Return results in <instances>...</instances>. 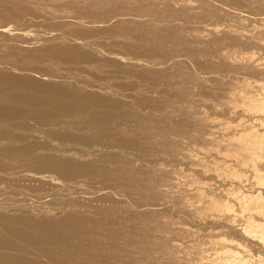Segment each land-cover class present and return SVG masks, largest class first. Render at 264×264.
Listing matches in <instances>:
<instances>
[{
    "label": "bare ground",
    "instance_id": "obj_1",
    "mask_svg": "<svg viewBox=\"0 0 264 264\" xmlns=\"http://www.w3.org/2000/svg\"><path fill=\"white\" fill-rule=\"evenodd\" d=\"M233 1L235 0H227V2L229 3ZM243 1L245 2V0ZM257 1L258 0H248L246 3L249 4L250 2V3L256 4L260 0L258 2ZM261 1H264V0H261ZM3 2L6 3V1L4 0ZM99 3H100L99 0H93L87 4L94 5L95 7V5L98 6ZM107 5L105 4V6ZM241 5L243 6V4ZM262 6H259L258 8L257 7L256 8L257 10L262 11V14H264L263 12L264 8H262ZM13 7L20 10V11H17L18 13L21 12V10L23 9L21 5L20 6L14 5L12 6V8ZM85 9L83 8L82 12ZM106 10L108 9H104V11ZM24 12L26 11L24 10ZM86 13H90V12L88 11ZM105 13L107 14V11ZM87 15H90V14H87ZM100 16L102 17V15ZM81 20L83 21L85 19L83 18ZM143 20L147 21L148 19H143ZM141 21H138V23H140ZM145 21H142V22L145 23ZM149 21H151V23L149 22L150 24H152V22L154 23V20L153 21L149 20ZM135 22L137 21L135 20ZM85 23L86 22H84V24ZM75 24L79 25L78 23H75ZM87 24H90V23H87ZM102 24H104V22ZM135 24L137 25V23ZM153 25H157V24H153ZM139 26L137 25V27ZM145 26H148V25H145ZM219 27L220 26L210 25V27L208 28L205 27V28H207L206 31H208L209 33H214V32L219 31L221 34L222 30ZM117 31H118V28H117ZM39 32L38 30L36 31V33L35 31L33 32L32 30H29V31H25L23 29L13 30V29L7 28V26L0 25V54L12 56L13 58L15 57L27 58V59H31L34 61H42V60L48 59V60H57V61L64 60L67 62H72V61L75 62L74 60H77V59L90 60V58L92 59V56H94V55L91 56L90 54L86 52H82L81 49L73 47L74 45H72L71 43H69L71 46H68L67 43L66 45H64L61 42H60L61 44L45 45L46 42L43 43L44 42L43 40L45 39L41 40L42 38L40 37V34H38ZM196 32L198 33L199 31L196 30ZM147 34H149L147 36L148 37L147 39L149 42L147 43L148 44L150 43V48L151 49H161L162 47L158 45L161 39V34L158 33L156 30L149 31ZM45 35H47V33ZM180 35L177 34V36L175 37H179ZM167 36H170V35H167ZM221 38L224 39V41H226L227 44L232 45L236 48H233L234 50L232 49L233 50L232 53H228V52L226 53V50L224 53L222 51L224 49L221 50L223 52L221 53L223 56L220 59L222 60L221 65H220L222 69H221V72L219 71L220 69L218 70V72H220L219 76L217 77L199 76L196 78L197 82L195 81L194 85L190 84L191 86L186 85L188 82H186V80L184 79L185 74H184V77L182 78L184 79V81L181 80V82L183 81V85L181 84L175 85L174 83L176 82H171L173 79L177 77L173 78L171 81L165 80L166 78H168L166 76L170 75L169 77L171 78V76L175 74V71L177 69L176 67H179V66H176L175 63L174 65L173 64L171 65L168 62L171 66L166 67L164 66V62L159 61V59L158 60L155 59L156 60L155 61L154 60L155 57L153 59L151 58L152 61H149V60L145 61L142 58L140 59V58L131 57V64L133 63L134 65L133 64L132 65L135 67L131 69V72L137 75V77L139 78L138 81L140 83L145 82V85L142 84L143 87L141 89L136 90L135 86H137L138 88L141 86L137 85L138 81L137 82L131 81V89L134 90L133 92H131V106L125 103L118 104L114 101L109 100L106 96L97 94L98 92L100 93V92L106 91V87L105 85H103L104 82L103 83L101 82L102 84L100 82L97 83L95 79H94L95 81H93V79L91 80V77H89L88 75H87L88 77L85 76L84 78H78V79H81V81L79 82L75 80L71 81L72 76H69V75L63 76L62 74H59V75H57L56 73L55 75L51 74V72L53 70L55 71V69L51 68L50 62L47 66H45V72L35 71V75H27L26 73H21V71L28 69V68L22 67L16 63L11 64V69H7V68L5 69L4 67H0V162H5V161L10 162L11 160L20 162V160L22 161L24 160V164H27L29 166L36 168L37 171H34V173L35 172L41 173V172H38L39 170H55L56 174L58 173V176H56V174L53 175V173H51L52 175L48 173L47 174L42 173V174H39L38 178L41 184L49 183V184L57 185L63 182L61 178H67V177L70 178V176L80 177V176H83L84 173H89V172L99 173L101 172L100 167H102L103 165H107V167L110 168L109 165L114 163L118 159V157L125 159L124 158L125 156L123 155V153L120 152V154H116V153L113 154L114 152L112 150H110L112 151V153L110 154L108 153V155H106L102 159V162H100L101 164L100 163L98 164L93 161H90V162H84V160L80 161V159H77L75 157L77 159L76 160L73 158L74 156L72 157V155L70 156V155H66L62 153L59 155H56L53 152V147H57V145L59 144L58 143L59 141L57 142V140L72 141L77 144L85 143L88 145L91 140H97L99 142L101 140L103 141V139L106 140L108 138L109 139L113 138L115 143L118 145L117 147L119 148H121V146L122 147L124 146V148L126 147L140 148L144 143H146V144H149L155 147L156 153L162 152L163 154L165 153H169V155L174 154L176 158H177L176 154H179L178 150H180V148H184L183 151L186 149L187 152L185 153L183 152V155L187 158V162L191 164V167L193 169L192 170L193 172L189 174L193 177V178L190 177L192 179L190 181L193 185L195 184V189L194 191H191V194H190L191 198L189 196L188 198L186 195H184V196L178 197L177 202L182 209L185 210V207L189 206L188 208H191V210H193L191 211L192 213L194 214L196 213L199 215V217L202 218L203 224L205 226L204 229L207 230L206 232L207 238H208L207 241L209 244H207L202 249V251H200L199 256L197 255L196 257L195 255V258H193L192 254H190L192 258H189L188 256V258L184 260H179L177 257H175L176 255H174L176 252H173L174 254H169V255H167L168 253L164 254V255H167V257L164 256L165 258L163 260L156 261L154 258L151 257V254L156 249L152 245V243H150L153 241L151 240L149 242L147 240L149 244L146 245V244H143L144 243L143 242L144 240H143L142 243H140V244H143V246H141V248H138V252H137L140 254V256H138L137 258L134 257V259L131 261V264H264V19H261L260 22L253 23V26L251 27V29H248V30H245L244 26L243 27L238 26L234 28L228 27V29L223 31V35L221 36ZM164 40H165V37H164ZM41 42L44 45H40L42 44ZM198 42L199 41H197V43ZM201 42L202 44L204 43L203 41ZM76 43L84 44V45L88 44L83 39L82 40L78 39V42ZM217 44L219 45V43L216 42V45ZM85 49L86 48H84V50ZM186 49L188 50V48ZM198 49H201V48L199 47ZM107 54H110L109 56L107 55L108 57L107 59L111 63L114 61H118V63L126 62L124 60L125 56H122L121 54L119 55V53L115 54V52L112 53L110 51V53L108 52ZM163 54L166 55V53H163ZM206 54L204 53V55ZM199 56L202 57L201 55ZM212 58L214 59V56H212ZM186 59L190 61V59H188L187 57ZM4 60L6 61V59ZM202 60H203L202 58L199 59V61L201 62ZM57 61H54V62H57ZM169 61H171L172 63L173 60L170 59ZM0 64L1 66H3L2 61H0ZM214 64L216 65V63ZM128 66L130 67V65ZM178 71L180 72V70ZM196 73L199 74V72H196ZM177 74H181V73H177ZM188 77L187 79H189ZM73 82L75 83L74 86L76 87V90L78 88L77 86L80 84L83 87L95 86L96 88L95 87L93 88H95L97 91L95 93L94 90H93L94 92H89V89H88V92L83 91V90L79 91V89L78 91L72 90L73 88L71 89L68 87L70 83H73ZM184 82H186V84H184ZM66 83L69 84V85L67 84L68 87L64 85ZM191 83L193 82L191 81ZM85 89L87 90V88ZM121 102L122 101H120V103ZM24 116H29L30 118L36 117V118L43 119L45 121L46 119H49L52 117L56 118V116H64V119H60V120L55 119V121L53 122L47 121L45 125H48V126L46 128L44 127L43 130L41 129L39 130L36 127L37 129L35 130L25 129V131L18 132L17 130L22 128V126L24 125L26 126L27 122L25 123V118L23 120ZM123 120H126V122L131 121V127H130L131 136L129 135L126 136L127 133L124 130H119L118 128L113 126ZM35 124H38V122ZM78 124H81V125L79 126ZM38 126H40V123ZM106 126L107 127L109 126V127L105 128ZM31 128L33 127L31 126ZM122 128L127 129L128 127L127 126L121 127V129ZM34 134L39 135V136L41 135V137L49 138L48 140H50V143L47 144V142L46 143L41 142L40 140L34 137L35 136ZM184 143L186 144L184 145ZM144 145L143 147H145ZM38 148L40 149L39 152H37ZM172 157L174 156L172 155ZM185 157H183L184 159H182V161L185 160ZM99 160H101V158L98 159V161ZM146 160H149V159L146 158ZM132 162L136 163L135 161H132ZM125 164L126 163H124L125 167H129V166H126ZM139 165L140 164L137 165V169ZM159 165L163 166L162 163H160ZM20 166H17V167L19 168ZM142 167L141 169H139V171L142 169L145 170V168H142ZM147 167L149 168V165ZM152 167L154 166H151L149 169L148 168L147 169L150 171H153L151 170ZM10 168H11V165H10ZM25 168L23 169H20V168L19 169L17 168L7 169L6 168L7 170L3 171L2 173L7 175L6 173H9V172L15 173L16 171L18 172L20 170H24ZM103 168H106V167H103ZM131 168L132 167H130V169ZM163 168L165 167L163 166ZM174 169L176 171L177 168L174 167ZM26 170L27 169H25V171ZM121 170L123 171V169ZM167 170L168 168L166 169V171ZM170 170L172 171V169ZM187 170L189 171V169ZM141 172L142 171H140L139 173ZM145 172L147 174L149 173L147 170H145ZM155 172L157 171L155 170ZM142 173L145 174L144 172ZM178 173H180V171ZM30 174H33V172H31ZM120 174L121 173H119V175ZM24 176L25 175H21L20 177L24 178ZM30 176H34V175H30ZM130 176L134 179L135 174L131 173ZM168 176H170V174H168ZM3 177L5 181V178L7 179V176L6 177L3 176ZM17 177L15 176V178ZM25 177L27 178V175ZM131 177L127 175V178H131ZM175 177L174 179H176ZM141 178H142V175H141ZM147 178L145 179L142 178L144 182L142 181L141 182L144 184L143 186L144 188L142 190L140 189L141 190L140 196L142 200L145 199V201L146 199H150V197L152 198L156 197L157 192L156 190H155L156 193L154 192V188L157 189L158 187L157 185H156L157 187L153 186V180L151 179L152 178L151 176L149 179ZM165 178L167 179L168 177H165ZM170 178L169 180H171ZM155 179H156V176H155ZM166 179H165V183H166ZM178 179H176L175 181H177ZM134 180H136V178ZM7 181H9V178ZM162 181L164 182V180ZM158 183L161 184L162 182L160 183L159 181ZM168 183L169 185L172 184V182L170 184V181ZM177 184H181V183L179 182ZM80 185H78V183H74L73 187L80 188L81 187ZM120 185L124 186V184H120ZM1 186L2 185L0 184V188ZM185 186H188V185H185ZM130 189L134 191L135 188L133 184L131 185ZM135 192H138V191H135ZM165 194H166V191H165ZM184 194H186V192ZM134 198H135V195H134ZM192 198H194V200H192ZM163 200L166 201V199H163ZM2 203H3V200H2ZM139 203H141V201ZM167 205L163 203L162 201L161 203H154V202L146 203L145 202V204H138L135 206L137 211L136 209H134L135 207L134 208L132 207V208L136 211L134 212L136 217L139 218L142 222H145L146 220H154L157 216H159L160 212L163 213L164 215L165 214L167 215V213L169 212V209L166 208ZM131 206H133L132 203H131ZM172 206H174V204ZM63 207L65 206L63 205ZM20 208H23L22 212H20L19 214L14 212V214L12 215L6 214V212L4 211L5 208L2 209L3 211L0 210V264H63L65 260L69 261L67 259L69 258V255L71 254L70 252H74L78 255H81L84 257V259L86 258V261H83V260L78 261L80 259L79 258L77 259V261H75L72 264H101L99 263V261L105 262L107 261V259L103 256V254L102 255L100 254L98 250L99 244L106 243L107 245L112 246L114 244L113 242L117 240L115 237L116 232H114L113 230H110L108 233L106 232L107 234L103 233V236H99L95 231L97 225L100 224L98 221L87 218L86 216L80 217L77 215L78 213H76L73 210H70V208H67L69 210L63 211L59 217L54 218V219L52 218L53 217L52 214L54 215L53 212L56 210L58 211V209L60 210V208L51 207L53 208L51 209L49 207L50 208L49 210V208H47L45 205L44 209L47 208L48 210H44V211L41 210L42 215L37 219H35V217L32 216V214L28 212L26 205L19 207V209ZM37 208L38 209L40 208L39 205ZM31 210H33V207L30 209V211ZM171 212H173V214L175 213L173 208ZM102 218H99V219L97 218V219L100 220ZM154 221H156V219ZM172 221L174 223L176 222L174 220ZM131 223L134 225L133 221ZM159 223L160 225L162 224L161 222ZM152 224L153 223H151V225ZM156 224L157 223H155V225ZM105 225L110 226V224H105ZM166 225L167 224H165V226ZM157 226L161 232L162 228H159L160 227L159 225ZM192 226L193 225H191V227ZM188 227L189 226H187V228ZM128 230L127 232H129ZM192 230H194V228ZM171 231L172 230H170V232ZM138 232H139V229H138ZM99 234L101 235L102 233H99ZM124 240L125 239L122 240V243L124 242ZM204 241H201V242L203 243ZM126 242L129 243L130 241L129 242L126 241ZM193 244L196 245V243H193ZM203 245H205V243H203ZM126 246L124 245V248H126ZM187 246L185 243L186 248ZM198 246H199L198 248H202L200 247L202 245H199V243H198ZM120 249L123 250L122 247ZM182 250L180 249V251ZM190 250L189 252L187 250L188 254L190 253ZM113 251L115 250L113 249ZM127 251L129 252L130 249ZM137 253L134 252V254H137ZM130 254H131V251H130ZM160 256L163 257L162 255Z\"/></svg>",
    "mask_w": 264,
    "mask_h": 264
},
{
    "label": "rangeland",
    "instance_id": "obj_2",
    "mask_svg": "<svg viewBox=\"0 0 264 264\" xmlns=\"http://www.w3.org/2000/svg\"><path fill=\"white\" fill-rule=\"evenodd\" d=\"M4 1H6V3H4L3 0H0V2H1L0 3V5H1L0 6V25L7 26V28L13 29V30H21V29H23L25 31L32 30L33 32L35 31V33L38 30V32L39 31L41 32V33L40 32L38 33V34H40V37L42 38L41 40L45 39V40H43L44 41L43 43L46 42L45 45H47V44H61V43L66 45V43H67L68 46H71L69 44V43H71L72 45H74L73 47L81 49L82 52H86V53L90 54L91 56L92 55H94V56H92V59L90 58V60H88V59H86V60L85 59H77V60H74L75 62H73V61L67 62L64 60H58L57 61V60H48V59L42 60V61H34L31 59H27V58H20V57L13 58L12 56L0 54V61L3 62V64H2L3 66H1V64H0V67H4L5 69L6 68L11 69V64L16 63L22 67L29 69V70L25 69V70L21 71V73H26L27 75H35V71L45 72V66H47L50 62L51 68L55 69V71L53 70L51 72V74L55 75V73H56L57 75L62 74L63 76L69 75V76H72L71 81L75 80V81H79V82L81 81V79H78V78H84L85 76L88 75L89 77H91V80L92 79H93V81L96 80L97 83H99V82L103 83L104 82L103 85H105L107 92L106 91L100 92L101 94L98 92L97 94L102 95V96H106L109 100L114 101L118 104L125 103L129 106H131V92L134 91L131 89V81L137 82L139 80L137 75L135 73L131 72V69L135 68L133 66L134 64L133 63H132L133 65L131 64V57L140 58V59L142 58L145 61L146 60L152 61L151 58L153 59L155 57L154 60L159 59V61L164 62V66H166V67L167 66L169 67L172 64L174 65V63H175L176 66H179V67H176L177 69L175 71V74H177V73H181V74H177V75L174 74L173 76H171V78L169 77L170 75H168L166 77H168L169 79L166 78L165 80L171 81L173 78L177 77L171 81V82H176V83H174L175 85L176 84L183 85V81L185 79L186 82H188V83L186 84V82H184V84H186L187 86L188 85L191 86L190 84L194 85L195 84L194 82L195 81L197 82L196 78L199 76H208V77L219 76V73L221 72V69H222L220 66L222 60H220V59L222 58L223 55L221 53H223V52L225 53V50H226V53L227 52L232 53V51L234 50L233 48H236L232 45L227 44V42L221 38L224 30L228 29V27L234 28V27H238V26H240V27L244 26V29L248 30V29H251V27L253 26V23L260 22L261 19H264V14H262V11L257 10V8L259 6H262V5H263L262 8H264V3H263L264 1H261V0L260 1L258 0L259 2L257 1L259 4L258 3H256V4L250 3V2L248 4V3H246L248 0H245V2L243 0H235L233 2H230L231 4L229 2H227V0H211V1L210 0H200V2H199V0H145V1L144 0H137V1L136 0L135 1L134 0H131V1L130 0H109V1L108 0H99L100 3L98 6L95 5L96 8L94 7V5L87 4L93 0H18V1L17 0H4ZM225 1H226V3H225ZM8 4L10 7L8 6ZM85 4H86V6H85ZM105 4L106 5L108 4V5L105 6ZM241 4H243V6ZM14 5H19V6L21 5L23 7L21 12L18 13L17 11H20V10L16 9L15 7L12 8V6H14ZM87 5H88V7H87ZM101 5H102V7H101ZM231 5H233V6H231ZM244 5H246V6H244ZM83 8L84 9L86 8V9L82 12ZM104 9H108V10H106L107 14L105 13L106 11H104ZM24 10L26 12H24ZM213 10H215V11H213ZM8 11H9V13H8ZM88 11L90 13H86ZM93 11L96 15L93 13ZM108 11H110V12H108ZM15 12H17V13H15ZM31 12H33V13H31ZM263 12H264V10H263ZM18 14L21 16H19ZM87 14H90V15H87ZM100 15H102V17ZM78 16H79V18H78ZM90 16H91V18H90ZM82 17L85 20L82 21L81 20V19H83ZM94 17H95V19H94ZM76 18H77V20H76ZM29 19H30V21H29ZM133 19H135L137 22H135V20H133ZM143 19H148V20L145 21ZM98 20L99 21L101 20V21L99 22ZM141 20L145 21V23H147V22L148 23L145 24ZM149 20H152V21L154 20V23L152 22V24H150L151 21H149ZM87 21H89V22H87ZM138 21H141L142 24H141V22L138 23ZM84 22H86V23L84 24ZM103 22H104V24H102ZM134 22L137 23L138 26L140 24L141 25L139 27H137V25ZM249 22L252 24H250ZM73 23L76 26H74ZM75 23H78V24L80 23V24L77 25ZM87 23H90V24H87ZM91 23H93V24H91ZM208 23L211 26H220L219 28L222 30L221 34L219 31L214 32L215 34L209 33L208 31H206V29L208 27H210V25ZM153 24H157L159 27L157 25H153ZM145 25H148L149 27L145 26ZM150 25L152 27L153 26L154 27L152 28ZM163 25H165V26H163ZM88 26H90V27H88ZM169 26H170V28H169ZM245 26H247V27H245ZM205 27H207V28H205ZM115 28H116V30H115ZM117 28H118V31H117ZM91 29L94 31H92ZM144 29H146V30H144ZM204 29H205V31H204ZM148 30L149 31L156 30L158 33L161 34V39H160L161 42L159 41V43H158V45L160 47H162L161 49H151L150 48V43L149 44L147 43V42H149L147 39L148 38L147 36L149 35V34H147L149 32ZM180 30H182V31H180ZM196 30L199 32L197 33ZM138 31H140V32H138ZM163 31H165V32H163ZM43 32H44V34H43ZM179 32H181V33H179ZM186 32L188 33V35ZM46 33H47V35H45ZM49 33L52 35L54 34V35L52 36ZM165 33H166V35H165ZM199 33H201V34H199ZM173 34L174 35L176 34L175 36H177V34L178 35L181 34V35L179 37H175ZM43 35H45V36H43ZM167 35H170V36H167ZM198 35H200V36H198ZM111 36H112V38H111ZM211 36H213V37H211ZM164 37H165V40H164ZM185 37L187 40L185 39ZM187 37H189V38H187ZM77 38L81 39V40L83 39L88 44L84 45V44L76 43V42H78ZM196 38H198V39H196ZM61 39H63V40H61ZM204 39H205L206 43H205ZM188 41L191 43V45ZM197 41H199V42L197 43ZM201 41H203L205 44L204 43L202 44ZM213 42H215V43H213ZM216 42L219 43V45L218 44L216 45ZM43 43L40 45H44ZM199 47L201 49H198ZM84 48H86L87 50L86 49L84 50ZM186 48H188V50ZM88 49H89V51H88ZM222 49H224V50H222ZM90 50H91V52H90ZM110 51L112 53L115 52V54L119 53V55L121 54L122 56H125L124 60L126 62H124V63L119 62L118 63V61H114L111 63L107 59L108 58L107 55L108 56L110 55L107 53L108 52L110 53ZM198 52H199V54H198ZM218 52H219V54H218ZM163 53H166V55ZM204 53L205 54L207 53V54L204 55ZM199 55H201L202 57H200ZM212 56H214V59L212 58ZM184 57H185V59H184ZM186 57L188 59H190V61H188L186 59ZM192 57H194V58H192ZM199 57L202 58L203 60L204 59L205 60L204 61L202 60V62H201V61H199V59H200ZM4 59H6V61ZM170 59L173 60L172 63H171V61H169ZM54 61H57V62H54ZM179 61L180 62L183 61V62L180 63ZM214 63H216V65ZM103 64H104V66H103ZM185 64H187V65H185ZM128 65H130V67ZM90 66H92V67H90ZM203 66L204 67L206 66L207 68L206 67L204 68ZM204 69H205V71H204ZM212 69H213V71H212ZM178 70H180V72ZM218 70L220 72H218ZM83 71H84V73H83ZM196 72H199V74ZM217 72H218V74H217ZM126 74H128V75H126ZM184 74H185V77H184ZM195 74H197V75H195ZM98 76L101 78H99ZM135 76H136V78H135ZM188 76H190V77H188ZM183 77H184V79H182ZM187 77L193 83H191V81L189 79H187ZM135 79H137V80H135ZM181 80H183V81L181 82ZM187 80H189V81H187ZM73 83H70V85L68 83H66L64 85H66V87H68V85H69L68 88H71V89L73 88L72 90H75V91H78V89H79V91L83 90V91H87V92L89 89V92L95 91V93L97 91L95 89L96 88L95 86H93L95 88L89 87V86L83 87L80 84L78 86L76 85L78 87L76 90V87L74 86L75 83L74 84ZM120 84H122V85H120ZM142 84L145 85V82L140 83L138 81L137 85L141 86V87L138 88L137 86H135L136 90L141 89L143 87ZM186 85H184V86H186ZM135 87H134V89H135ZM85 88H87V90ZM115 92H117V93H115ZM120 101H122V102L120 103ZM24 118H25V123L27 122L26 126L25 125L22 126V128L17 130L18 132L25 131V129L26 130H33V129L35 130L37 128L39 130L40 129L43 130L44 127L46 128L48 126V125H45L47 121L53 122V121H55V119L56 120L64 119V116H56V118L52 117V118L46 119V121L43 119H40V118H36V117L30 118L29 116H24L23 120H24ZM28 121H30V122H28ZM37 122H38V124H35ZM128 122H129V124H128ZM39 123H40V126H38ZM117 124L121 127L127 126L128 128L127 129L126 128L121 129V127H119ZM117 124L113 125V126L118 128L119 130H124L127 133L126 136H128V135L131 136V130H130L131 129L130 128L131 127V121L126 122V120H123V121L118 122ZM124 124H126V125H124ZM78 125L80 126L81 124H78ZM31 126L33 128H31ZM108 127L106 126L105 128H108ZM42 134H44V133H42ZM34 135H35L34 137L37 138L38 140H40L41 142H45V143L47 142V144L50 143V140H48L49 138L41 137V135L40 136L36 135V134H34ZM57 142L59 143L57 145V147H53L54 154L59 155L62 153V154L70 155V156L72 155V157L74 156L73 157L74 159L77 158V159H80V161H82V160H84V162L93 161V162H96L99 164L100 162H102V159L106 155H108V153L109 154L112 153V151L114 152L113 154H115V153L120 154V152L123 153V155L125 156L124 157L125 159L118 157V159L114 163L109 165L110 168L107 167V165H103L102 167H100L101 172H99V173H90L89 172V173H84L83 176H80V177L70 176V178L67 177L68 179L67 178H61V180L63 182H61L60 184H57V185L49 184V183L41 184V182L38 178L39 174H42V173H46V174L48 173L50 175H52L51 173H53V175H55L56 174L55 170H39L38 172H41V173H36V172L34 173V171H37L36 168L29 166L27 164H24V160L23 161L20 160V162L19 161H12V160L10 162L9 161L8 162H6V161L0 162V184L2 185L0 188V202H1L0 203V210L5 208L4 211L8 215H12V214H14V212L19 214L20 212H22V209H23V208L19 209V207L26 205L28 212L30 214H32V216H34L35 219H37L42 215L41 212L44 210H48L47 208H49V207L50 208L51 207L60 208V210L58 209V211L56 210L53 212L54 215L52 214V216H53L52 218L54 219V218L59 217L63 211L69 210L67 208H70V210H73L76 213H78L77 215L80 217L86 216L87 218L96 220L100 223V224L98 223L99 225H97L96 230H95L99 236H103V233L107 234L110 230H113L114 232H116L115 237L117 240H115L113 242L114 244L112 243L113 244L112 246L107 245L106 243L105 244L101 243L98 246V250H99L100 254L101 255L103 254V256L111 264H131V261L134 259V257L137 258L138 256H140V254L137 253L138 248H141V246H143V244L148 245L149 244L148 241L150 242L151 240L153 242H150V243H152V245L156 248L155 251H153V253L151 254V257L154 258L156 261L163 260L165 257H167V255L174 254L173 252H176L174 255H176L175 257H177L179 260H184V259L188 258V256H189V258H192V256H193V258H195V255H196V257H197V255L199 256L200 251H202V249L207 244H209L207 241V239H208L207 233H206L207 230L204 229L205 226L203 224L202 218L199 217V215L195 213L197 215V217H196V215L191 212L193 210H191V208H188L189 206L185 207V210L182 209L177 202V198L184 196V195H186L187 197L189 196L191 198V195H190L191 191H194V189H195V184L193 185L190 181V180H192L191 178H193V177L189 174V173L193 172L192 171L193 169L191 167V164H189L187 162V158L183 155V152L184 153L187 152L186 149H185L186 151L185 150L183 151L184 148H180V150H178L179 154H176L177 158H178L177 159L174 154L169 155V153L163 154L162 152L156 153L155 147H153L149 144H146V143H144L145 145L143 144L145 147H143V145H142L140 148H131V147L124 148V146L123 147L121 146V148H119V147H117L118 145L115 143L113 138L112 139L108 138L106 140L103 139V141L101 140L99 142L97 140H91L88 145L85 143L77 144V143H74L72 141H62V140H57ZM185 144L186 143H184V145ZM110 150H112V151H110ZM39 151H40V149L38 148L37 152H39ZM133 152L134 153L136 152V153L134 154ZM136 154H138V155H136ZM143 155H145V156H143ZM172 155L174 157H172ZM79 156H80V158H79ZM131 156H132V158H131ZM144 157H145V159H144ZM170 157H172V158H170ZM183 157H185V160L182 161V159H184ZM100 158H101V160L98 161V159H100ZM120 158H121V160H120ZM146 158L149 160H146ZM95 159H96V161H95ZM165 160H166V162H165ZM176 160L179 164L176 162ZM132 161H135L136 163H134ZM117 162H119V163H117ZM123 162L126 163L125 165L129 166V167H125ZM146 163L149 165V168L151 166H154L151 168V170H153V171L148 170L149 168L147 167L148 165ZM160 163H162V165L165 168H163V166L159 165ZM138 164H140V165L137 169ZM10 165H11L12 169H16V168L17 169H19V168L23 169L26 167L25 169H27V170L25 171V169H24V170H20L18 172L16 171L15 173L9 172V173H6L7 175L2 173L3 171H5L7 169H11ZM17 166H20V167L18 168ZM171 166H172V168H171ZM103 167H106V168H103ZM130 167H132L131 168L132 170L130 169ZM141 167L145 168V170H147L150 174L149 173L147 174L144 169H142L140 171L144 172L145 174H143L142 172L139 173L140 172L139 169H141ZM174 167L177 168L176 171H175ZM1 168H2V170H1ZM128 168L130 169V171ZM167 168H168V170H167L168 172L166 171ZM121 169H123V171ZM154 169L157 172H155ZM170 169H172V171H174V172H172ZM180 169H182V170H180ZM184 169H186V170H184ZM187 169H189V171ZM30 170H31V172H33V174H30L31 173ZM177 170H178V172L180 171V173H178ZM137 172L142 175L143 179L147 178V176H148L147 179H149L150 176L152 177L151 179L153 180V186L154 187L158 186L157 189L154 188V192L156 190V192L159 193V194H157L155 192L156 193L155 198L150 197V199H146V201H145V199L142 200V198L140 196V192L144 188L143 187L144 184L142 183V182H144V180L141 178V175H139ZM166 172H167V174H166ZM1 173L4 175H2ZM119 173H121V174L119 175ZM131 173L135 174L134 179L136 178V180H134L130 176ZM173 173H175L178 177ZM29 174L34 175V176H30ZM168 174H170V176H168ZM21 175H25V176L27 175V178L25 176H24V178H22V177H20ZM28 175H29V177H28ZM127 175L131 178H127ZM186 175H188L189 177ZM3 176H5V177L7 176V179L5 178V181H4ZM15 176L16 177L19 176L20 179H19V177L15 178ZM56 176H58V173L56 174ZM155 176H156V179H155ZM161 176H163V177H161ZM165 177H168V178L166 179ZM174 177L176 179H178V178L179 179L177 181H175L176 179H174ZM184 177H185V179L187 177L188 178L185 180ZM8 178H9V181H7ZM14 178H15V180H14ZM169 178L171 180L173 178V180L171 181V180H169ZM165 179H166V183L169 187L166 185ZM138 180H140V181H138ZM162 180H164V182ZM159 181H160V183L162 182L164 185L162 183L159 184L158 183ZM169 181H170V184L172 182L171 185H169V183H168ZM188 181H189V183H188ZM5 182H7V183H5ZM179 182L181 184H177ZM74 183H78V185H80V184H82V185H80L81 186L80 188H74L73 187ZM120 184H124V186L128 189H126L124 186H122ZM132 184L134 185V188H135L134 191H132L130 189ZM183 184L188 185L190 188L188 186L183 185ZM160 185L163 187H161ZM176 187L179 190H177ZM184 188L186 191L184 190ZM136 189H138V190H136ZM182 190L185 191L186 194H184L185 192H183ZM135 191H138L139 193L135 192ZM165 191H166V194H165ZM172 191H174V192H172ZM103 192H105V193H103ZM131 192H132V194H131ZM169 192L171 193V195ZM162 193L165 195H163ZM134 195H135L136 199L134 198ZM158 196H160V197H158ZM166 196H167V198H166ZM132 197H133V199H132ZM154 199H156V200H154ZM163 199H166V201ZM173 199H174V201H173ZM2 200H3V203H2ZM138 200H140L141 203H139L140 201H138ZM170 200H171V202H170ZM192 200H194V198H192ZM152 201L154 203H161V201H162L166 205L168 204L166 206V208L169 209L170 213L169 212H168L169 214L167 213V215H169V216H167L166 214H165L166 215L165 216L163 213L160 212L159 216H157L155 218L156 221H154L155 220L154 219V220H146L145 222H142L139 218L136 217V215L134 213L137 211L135 206L138 204H145V202L146 203H148V202L153 203ZM131 203L133 206H131ZM173 204H174V206H172ZM16 205H18L19 207ZM38 205L40 207L39 209L37 208ZM45 205L47 208L44 209ZM63 205L65 207H63ZM32 207H33V210L30 211V209ZM132 207L133 208L135 207L134 209H136V211ZM50 208H49V210H50ZM53 208H51V209H53ZM172 208L175 212L174 214H173V212H171ZM183 210H184V212H183ZM78 211H80V212H78ZM161 214H162V216H161ZM172 215L174 218L172 217ZM122 217H124V218H122ZM166 217H168V218H166ZM198 217L201 219H199ZM97 218L98 219L102 218V219L98 220ZM163 218H164V220H163ZM129 220H131V221H129ZM169 220H170V222H169ZM172 220H174L176 222L174 223ZM132 221H133L134 225L131 223ZM124 222H126V223H124ZM159 222H161L162 224L160 225ZM151 223H153L152 224L153 227H152ZM155 223H157V224L155 225ZM172 223H174V224H172ZM105 224H110V226L105 225ZM165 224H167V225L165 226ZM157 225L160 226L159 228H162L161 230L163 232L162 231L160 232V229H158ZM191 225H193V226L191 227ZM98 226L99 227L102 226V227L99 228ZM140 226H142V227H140ZM187 226H189L188 227L189 229L187 228ZM143 227H144V229H143ZM180 227H182V228H180ZM193 228H194V230H192ZM128 229H130V230H128ZM138 229H139V232H138ZM176 229L179 230L180 232L177 231ZM127 230L129 232H127ZM150 230H151V232H150ZM170 230H172V231L174 230V231L173 232L171 231L172 232L171 233ZM119 232H121V233H119ZM99 233H102V234L100 235ZM151 233H153V234H151ZM195 233H197V234H195ZM157 234H158V236H157ZM186 234H188V235H186ZM185 235H186V237H185ZM191 235H193V236H191ZM143 238H145L146 240ZM187 238L190 240H188ZM198 238H199V240H198ZM123 239H125V240L122 243ZM204 239H205V241H204ZM117 241H119V242H117ZM126 241H128V242L130 241L131 243L130 242L127 243ZM142 241L144 243L140 244V243H142ZM173 241H175V242H173ZM201 241H204L203 243H205V245H203V243ZM159 242H161V243H159ZM171 242L175 245V247ZM185 243H186V246L189 244L191 247V245L193 243H196L197 246L195 244H193L191 248L189 247V245L186 248ZM198 243H199V245H202V246H200L202 248H198L199 247ZM124 245L125 246L127 245L126 248H124ZM109 246H110V248H109ZM182 246H183V248H182ZM121 247L123 248V250L120 249ZM193 248H194V250H193ZM113 249L115 251H113ZM129 249L131 251V254H130V251L129 252L127 251ZM170 249L173 251H171ZM180 249L181 250L183 249V250L180 251ZM187 250H188V252L190 250L189 254L187 253ZM132 251H133V253H132ZM196 251L199 253H197ZM134 252L137 254H134ZM70 253L71 254L73 253V254L69 255V258L70 257L71 258L67 259L69 261L65 260V262H64L65 264H68V262H69V264H72L75 261H77V259H79V258L80 259L78 261H81V260L86 261V258L84 259L83 256L78 255L74 252H70ZM177 253L178 254L181 253V254H179V256H178ZM156 254H158V255H156ZM164 254H167V255H164ZM185 254H186V256H185ZM190 254H192V256ZM160 255H162L163 257H161ZM75 256H76V258H75ZM107 261H105V262L99 261V263L109 264ZM118 262H120V263H118Z\"/></svg>",
    "mask_w": 264,
    "mask_h": 264
}]
</instances>
